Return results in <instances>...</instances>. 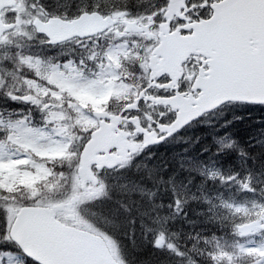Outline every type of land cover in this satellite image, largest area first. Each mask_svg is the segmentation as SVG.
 Instances as JSON below:
<instances>
[{
    "label": "snow or ice",
    "instance_id": "snow-or-ice-1",
    "mask_svg": "<svg viewBox=\"0 0 264 264\" xmlns=\"http://www.w3.org/2000/svg\"><path fill=\"white\" fill-rule=\"evenodd\" d=\"M259 2L264 7V0ZM12 3L13 0H0V49H6L0 53V97L9 105L10 117L19 115L16 112L18 105L36 106L43 115V126H30L26 117L5 122L0 113V128H6L0 135V197H13L7 207L0 208V264H126L119 237L121 232L124 236L131 235L135 243L137 228L144 231L145 243L155 252L187 258V264H198L195 256H206L210 264H239L243 257H251L255 264H264V241L258 243L248 239L238 244L236 251H228L220 238L212 235L203 238L206 248L194 244L192 249L185 247L182 250L173 242L176 234L169 226L171 219L185 212L190 187L203 188V183L197 185V181L206 172L209 180L235 181L241 191H256L254 177L241 178V169L249 160L253 165L258 160L260 153L250 149L264 148V128L258 130L260 134L256 137L249 138L250 143L242 145L233 138L231 126L236 120H243V116L211 119L216 114L224 117L228 112L250 107L264 109V98L249 99L220 92L216 87L224 66L216 47L205 36L198 35L199 29L195 26L205 23L209 31L216 26L219 17L213 15L214 3L211 0H185L180 7L175 0H160L146 13L136 15L127 7L106 13L101 11L100 4L94 3L90 8L79 9L78 15L71 18L67 13L59 16L48 11L40 0L15 3L12 8L15 15L9 17L3 9ZM225 7L230 6L226 4ZM117 21L125 25L123 31L116 33L118 37L139 35L153 43L145 46L142 54L130 52L127 43L110 48L99 57L96 53L90 54L88 60L99 59V71L91 76L77 69L72 61L62 66L50 64L49 70H42L45 62L39 56L26 51L22 43L9 39L18 36L31 40L36 35L41 38V44L56 46L86 32L111 30V25ZM165 33L199 42L204 58L198 64L195 60L192 62V71L199 69L202 79L197 80L195 75L189 78L187 73L177 79V73L167 69L169 52L163 39ZM124 61L131 62L142 73L143 84L131 82L136 77L124 68ZM83 63L81 60L80 64ZM21 88L27 92H22ZM161 92L166 95H159ZM64 95L75 101L71 105L75 116H69L63 110L56 111L57 105L47 102L48 98L61 102ZM213 96L216 97L214 102L207 103ZM113 102L121 105L119 112L110 110ZM184 102L197 108L206 103L207 106L185 116ZM145 105H163L166 111L153 115L143 111ZM260 123L264 124V119ZM190 126L206 129L202 137H197L194 154L188 148L183 154L173 152L169 162L154 166L141 177L144 184L132 181L131 187L124 184L117 188L110 183L109 170L130 168L153 146L165 144ZM121 129L131 131L136 143L123 140ZM7 144L16 145L17 151L24 153L23 157L13 160L9 156L5 160ZM33 154L44 159L55 157L68 161V194L47 204L39 200L38 184L42 179L47 180L52 175L61 180L69 177L63 172L53 173L44 165H34L35 171L28 172L26 166L32 163ZM209 164L213 167L209 168ZM260 167L264 169V162ZM225 168L232 174L223 175ZM28 177L32 178L31 182L26 179ZM147 183L156 190L147 188ZM58 184L59 181L49 183L48 187L53 190ZM161 185L168 197L156 203ZM25 190H30L31 203L18 204L14 198ZM136 194L139 199L133 198ZM261 194L264 196V190ZM165 199H168L167 203ZM192 199H196L195 195ZM146 203L148 207H145ZM205 203L211 204V201L205 197ZM96 205L107 206L123 226L116 229L108 223L101 225L106 229L104 238L111 249L110 254L97 252L83 242L71 241L59 224L45 228L34 220V216L42 211L55 220L65 210ZM223 206L232 214H241L245 218L242 223L233 225L234 235H264V202L253 201L251 209L246 204L228 202H223Z\"/></svg>",
    "mask_w": 264,
    "mask_h": 264
},
{
    "label": "trees",
    "instance_id": "trees-1",
    "mask_svg": "<svg viewBox=\"0 0 264 264\" xmlns=\"http://www.w3.org/2000/svg\"><path fill=\"white\" fill-rule=\"evenodd\" d=\"M24 2H30V0H24ZM146 2L147 5H145ZM157 2H160V0H40V3L44 5L48 11L61 15L67 13L69 17L77 15L79 9L90 8L94 3L100 4L102 6L101 11L106 13L116 8L127 7L129 11L136 14L139 13L141 9L147 10L145 7ZM40 39L41 38L36 35H34L31 40L22 39L17 36V43H22L25 46V50H30L32 55L45 59L47 58L45 55V46H42ZM37 45L40 46V49ZM35 47H37L36 52L34 50ZM56 57L57 55L53 56L55 60L57 59ZM21 111L25 113L24 115H17V119L25 117L29 121L32 119L28 108H22ZM239 116H243V120H236L231 126V131L234 135L233 138L239 140L243 145L244 143H250L251 141L249 138L256 137L260 134L258 130L264 128V124L260 123L261 119H264V109L250 107L244 111L236 110L228 112L227 116L224 117L216 114L212 116L211 119H232L233 117ZM204 131H206V129L203 126H191L189 132L184 133L180 139L178 138L168 146L162 145L157 150H154L150 155L149 165L146 168H143V164L141 168L132 169L128 174H117L115 178L118 179H112L110 183L113 185L116 184L115 186L117 188L124 184H128L129 187H131L132 181L144 184L145 182L141 180V177L146 176L148 170L154 166H163L165 162H169L173 152L183 154V150L188 148L191 154H194L197 146V137H202ZM250 151L258 152L260 156L254 165L252 164L253 162L249 160L248 165L241 169V178H244L246 175H252L254 177L253 182L255 189L259 191L258 186L264 187V185H261L264 183L260 182L257 184V181L260 179L264 181V169L260 167L261 163L264 162V148L254 147L250 149ZM67 164H69L68 161L63 159L58 161L51 160L48 162L49 169L55 173L64 171ZM208 167L212 168L213 166L209 164ZM231 174L232 173L229 172L227 168L223 170V175ZM54 176L56 175L49 176L47 180L42 179L38 184V198L40 201L49 202L59 196V192H54L49 188H45L50 179H52L51 183L56 182L55 179H53ZM112 178H114V176H112ZM26 179L29 180V182L32 180L31 177ZM200 183H203V188L198 186L190 187L187 193L185 212L170 220L169 226L171 232L176 234L173 237V242L177 243L182 250L185 247L190 250L194 244H197L198 247L206 248L203 244V238H211L212 235H216L220 238L221 244L228 251H235L239 242L238 236L233 234V225L237 224V219L240 216L238 214L235 216L231 215L229 210L223 206V202H230L232 200L233 202L238 201L241 203V199L243 198H241V195L248 192L241 191L240 185L235 181L221 183L219 178L209 180L207 172L204 177H201L197 181V185ZM146 187L156 190L151 183H147ZM43 189H46L45 192ZM30 195V190H25L24 192L17 193L14 199L18 204L30 203ZM193 195L196 197L195 200L192 199ZM166 197H168V194L164 191V186H159V192L155 202L160 203L161 198ZM205 197L211 201V204L205 203ZM133 198L139 199V195L136 194ZM12 199L13 197L7 195L0 197V208L6 207V203H10ZM146 201L147 197H145V202ZM125 202H127V200H125ZM167 202L168 199H165V203ZM212 205H215V207H212ZM145 207H148L147 203ZM91 212L99 216L102 225L108 223L109 227L116 229L123 228L121 220L113 217L107 206H91ZM153 215H155V213H153ZM104 230L106 231V229ZM119 239L126 264H187V258L182 259L167 253L155 252L145 243L144 231L139 228L136 230L135 243L132 242L131 235L124 236L122 232ZM189 255H192L191 252ZM194 258L198 261V264H210L206 256H195ZM245 260H242L239 264H243Z\"/></svg>",
    "mask_w": 264,
    "mask_h": 264
},
{
    "label": "water",
    "instance_id": "water-1",
    "mask_svg": "<svg viewBox=\"0 0 264 264\" xmlns=\"http://www.w3.org/2000/svg\"><path fill=\"white\" fill-rule=\"evenodd\" d=\"M227 0L222 4L223 9L219 14L222 18L226 13L230 14L229 22L234 25L230 30L227 23L219 30V35H223L229 42L228 52L222 62L224 71L218 76L216 87L220 92L228 94L246 96L249 99L264 98V7L260 6L259 0ZM85 23H94L86 21ZM206 27L203 31L206 32ZM105 30V29H104ZM99 31L86 32L79 37L93 35ZM200 32V30H199ZM255 44V47L252 44ZM194 46L199 42L191 41ZM239 84L237 87L236 85ZM215 96L209 98L207 103L214 102ZM207 103L202 107L207 106ZM202 110V109H201ZM123 140L127 141L126 134L121 130ZM106 135H111L106 133ZM38 225L51 228L53 223L59 224L66 237L71 241H80L89 248L110 254L105 241L94 234L65 226L56 218L49 216L46 212H40L34 216Z\"/></svg>",
    "mask_w": 264,
    "mask_h": 264
},
{
    "label": "rangeland",
    "instance_id": "rangeland-1",
    "mask_svg": "<svg viewBox=\"0 0 264 264\" xmlns=\"http://www.w3.org/2000/svg\"><path fill=\"white\" fill-rule=\"evenodd\" d=\"M156 4H158V2L156 3ZM145 5H147V2L145 3ZM125 27V25L124 24H122V23H120L119 21H117V22H115V24H114V26H113V32H114V35H115V37H118L117 35H116V33L117 32H119V31H122V28H124ZM117 40H120V39H117ZM125 43L124 42H121V41H119L117 44H114V45H112L111 46V48H115V47H117V46H120V45H124ZM79 45H74L73 47H72V45L71 46H69V47H67V48H69L68 49V51H70V49H74L75 47H78ZM91 47V50L89 51V55L90 54H92V53H96V54H98V56L100 55L99 54V52L97 51V47H96V45H93V46H90ZM108 49H110V48H108ZM59 52H61L62 50L61 49H57ZM62 71H64V69H61ZM91 76V75H90ZM23 155H24V153L21 151V152H18L17 151V146H16V148H15V150H13V149H11L10 147H8V154H6L5 156H4V159L5 160H7V159H9V156H11V158L13 159V160H18V159H21L22 157H23ZM31 161H32V163L31 164H29V165H27L26 166V170L27 169H29L30 167H32V166H34V161L31 159ZM69 182H70V177H69ZM259 183V182H258ZM116 185V184H115ZM262 185H264V184H262ZM258 190L259 191H256V192H254V193H252V192H249V193H247V194H242L241 195V198L242 197H244V198H242L241 199V201H243V203H239L238 201H236V202H233L232 200L230 201V202H228V203H235V204H246L247 205V207L248 208H252V202L253 201H256L257 203H259V202H264V196H262V194H261V190H264V187H262V186H258ZM246 200V201H245ZM249 202H248V201ZM17 202V201H16ZM8 204L9 203H6V207L8 206ZM88 210H89V208H87ZM229 210V209H228ZM68 211L66 210V212H65V214L67 213ZM72 213H73V218H74V221H76V223L77 222H79V220L81 219L80 218V216H79V212H80V210H79V207H77L75 210H72L71 211ZM86 212V214H89V211H85ZM229 212L231 213V215H233V216H235V215H237V214H232V212L229 210ZM240 217L237 219V224H239V223H242L243 222V220L245 219L241 214H238ZM61 216H64V215H62L61 214ZM69 216H67L66 215V219H70V218H68ZM248 239H255V241H257L258 243L259 242H261V241H264V235H261V234H257L255 237H239L238 236V242H239V244H243V243H245L246 242V240H248ZM250 246H252V245H250ZM236 251V250H235ZM246 259V260H245ZM242 260H245V262L243 263V264H255V261L251 258V257H243V258H241L240 259V261L239 262H241Z\"/></svg>",
    "mask_w": 264,
    "mask_h": 264
},
{
    "label": "flooded vegetation",
    "instance_id": "flooded-vegetation-1",
    "mask_svg": "<svg viewBox=\"0 0 264 264\" xmlns=\"http://www.w3.org/2000/svg\"><path fill=\"white\" fill-rule=\"evenodd\" d=\"M195 2H199V0H195ZM3 11H4V12H7V14H8L9 17H12L13 15H15V13L13 12V10H12L11 8L4 9ZM147 41H148V42H147L146 44H144V47H145V46L152 45V43H153V41L150 40V39H147ZM68 43H69V42H68ZM201 59H203V58L200 57V56H197V55H191V56L186 60V62L183 64V68H182L181 75H184L185 73H187L189 78H191V76H193V75H195V76L197 77V75L200 73V70L197 69L195 72H193V71H192V67H193L192 62L195 60V62L198 64L199 61H200ZM138 73H140V72L138 71ZM140 75L142 76V73H140ZM141 82H142L141 84H143V83H144V80L142 79ZM193 83H194V82H193ZM192 86H193V85H192ZM159 95H166V93L161 92V93H159ZM49 104H56V105H57L56 110H57V109H61V110H65V109H67V107L64 108L63 103H61V102H57V101H54V100H52V99H51V103H49ZM143 111L155 115L156 112H158V111H166V109L164 108L163 105L152 106V107H149V106L145 105V106H143ZM125 130H126L127 133H128V138H129V140H130L131 142L136 143L135 139L133 138V133H132L131 131H129L128 129H125ZM148 152H149V151H147V152H145V153H148ZM134 164H135V161H134L133 165H134ZM133 165H132V166H133ZM112 171H115V170H111V171H109L108 173H111ZM63 221H64L65 223H67V224L75 225V224L73 223V221L65 220V219H64Z\"/></svg>",
    "mask_w": 264,
    "mask_h": 264
},
{
    "label": "bare ground",
    "instance_id": "bare-ground-1",
    "mask_svg": "<svg viewBox=\"0 0 264 264\" xmlns=\"http://www.w3.org/2000/svg\"><path fill=\"white\" fill-rule=\"evenodd\" d=\"M220 39H221V40H223V39H224V36H222V34H221V36H220Z\"/></svg>",
    "mask_w": 264,
    "mask_h": 264
}]
</instances>
